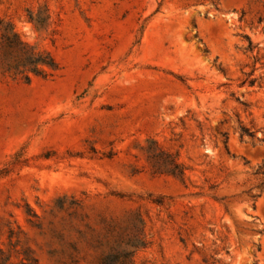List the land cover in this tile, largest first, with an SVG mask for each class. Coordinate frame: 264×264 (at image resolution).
<instances>
[{
  "label": "rangeland",
  "instance_id": "1",
  "mask_svg": "<svg viewBox=\"0 0 264 264\" xmlns=\"http://www.w3.org/2000/svg\"><path fill=\"white\" fill-rule=\"evenodd\" d=\"M0 19L59 68L0 75V264H264V0H0ZM147 140L182 180L150 173Z\"/></svg>",
  "mask_w": 264,
  "mask_h": 264
},
{
  "label": "trees",
  "instance_id": "2",
  "mask_svg": "<svg viewBox=\"0 0 264 264\" xmlns=\"http://www.w3.org/2000/svg\"><path fill=\"white\" fill-rule=\"evenodd\" d=\"M28 21L34 26L44 23L33 18L32 14ZM58 70L57 62L48 52L25 42L10 21L0 19V75L3 78L28 85L33 79H49ZM142 151L151 174L182 180L183 166L175 155L164 151L155 140H147ZM132 256V252L112 249L102 257L100 264H131ZM7 263L8 259L4 258L1 264ZM32 264H36L35 260Z\"/></svg>",
  "mask_w": 264,
  "mask_h": 264
}]
</instances>
